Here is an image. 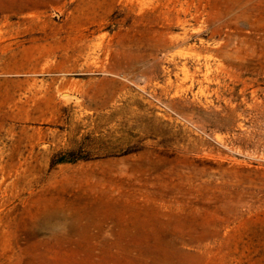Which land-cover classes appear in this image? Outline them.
I'll return each instance as SVG.
<instances>
[{"label": "rangeland", "instance_id": "1", "mask_svg": "<svg viewBox=\"0 0 264 264\" xmlns=\"http://www.w3.org/2000/svg\"><path fill=\"white\" fill-rule=\"evenodd\" d=\"M0 264H264V0H0Z\"/></svg>", "mask_w": 264, "mask_h": 264}, {"label": "trees", "instance_id": "2", "mask_svg": "<svg viewBox=\"0 0 264 264\" xmlns=\"http://www.w3.org/2000/svg\"><path fill=\"white\" fill-rule=\"evenodd\" d=\"M57 161H72L71 159L59 158Z\"/></svg>", "mask_w": 264, "mask_h": 264}]
</instances>
